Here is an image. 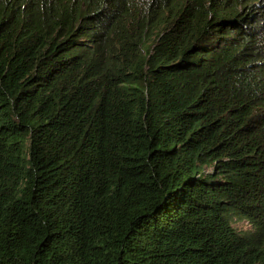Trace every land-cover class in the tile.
Masks as SVG:
<instances>
[{"label": "trees", "instance_id": "trees-1", "mask_svg": "<svg viewBox=\"0 0 264 264\" xmlns=\"http://www.w3.org/2000/svg\"><path fill=\"white\" fill-rule=\"evenodd\" d=\"M0 264H264V0H0Z\"/></svg>", "mask_w": 264, "mask_h": 264}, {"label": "rangeland", "instance_id": "rangeland-1", "mask_svg": "<svg viewBox=\"0 0 264 264\" xmlns=\"http://www.w3.org/2000/svg\"><path fill=\"white\" fill-rule=\"evenodd\" d=\"M207 172H212V168H207ZM235 227H237L239 230H247L249 228L248 224L246 222H237L234 224Z\"/></svg>", "mask_w": 264, "mask_h": 264}]
</instances>
